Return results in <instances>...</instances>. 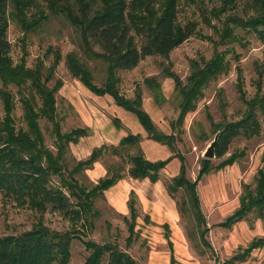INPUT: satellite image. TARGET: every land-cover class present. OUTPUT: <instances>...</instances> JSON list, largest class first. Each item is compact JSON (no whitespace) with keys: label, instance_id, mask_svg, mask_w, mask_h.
Returning <instances> with one entry per match:
<instances>
[{"label":"rangeland","instance_id":"rangeland-1","mask_svg":"<svg viewBox=\"0 0 264 264\" xmlns=\"http://www.w3.org/2000/svg\"><path fill=\"white\" fill-rule=\"evenodd\" d=\"M176 1L177 23L182 25L193 22L194 33L166 56L154 54L143 58L131 70L117 72V89L126 98L132 97L136 87L140 89L141 108L154 127L164 134L176 135L175 152L182 156L185 177L192 182L203 159L202 154L214 136L207 116L213 125L237 121L245 109L242 99L249 100L255 95H264V42L259 41L245 28L235 27L228 22H243L250 15V9L241 3L243 0L235 8L223 12L217 0ZM246 1L249 7L251 2ZM142 2V14L153 20L159 15L165 0ZM35 3L44 16L38 27L25 32L8 18V57L13 65L22 63L24 68L33 69L36 62H41L45 69L51 61L46 49L50 47L58 51L60 61L46 86L50 87L56 80L61 84L55 94L59 126L61 131L83 128L88 133L87 136L79 138L76 144L68 145L65 154L67 168L72 165L73 160L85 159L93 148L116 145L127 134L140 136L139 148L144 158L145 155H151L157 158L155 161H163L170 157L171 152L164 146L145 139V134L133 115L116 107L109 97L91 94L67 73L63 61L64 56L70 52L77 54L87 64L95 85H100L103 72L101 64L88 62L81 54L78 49V35L64 15L50 13L45 8L44 0H35ZM38 7L28 10V20L29 15L35 13ZM229 30H232L231 38L223 37L227 34L224 31ZM133 42L139 47L142 39L133 37ZM92 49L96 51L95 48ZM213 54L221 57L225 70L202 88L195 108L184 115L180 125L171 129V124L178 115L179 98L172 80L163 77L164 72L175 75L184 83L190 62H206ZM147 78H154L159 85L160 99L157 103L143 85V80ZM7 89L14 99L15 126L23 127L17 88L9 86ZM218 95L223 102V111L219 109L221 105ZM112 119L118 120V128L112 125ZM38 124L44 145L53 152L52 139L48 133L50 125L44 120H39ZM263 150L264 123L260 122L257 135L232 139L222 157L208 160L210 171L196 183L195 193L208 227L205 239L210 249L199 242L198 225L182 209L181 202L185 199L182 191H176L173 198L165 191L164 184L178 173L179 168L178 160L171 158L159 173L157 181L159 190L164 191V194L159 195L156 191L158 188L154 189L152 185L129 183L128 178H124L128 180L129 191L123 212L116 210L107 201L104 193L101 198L94 199L93 209L96 216L88 217L83 228H78L77 234L73 233L76 236L69 242L66 264H81L86 257L81 240H92L99 244L113 243L127 253L135 264H169V251L173 264H264V246L247 249L250 242L264 240V217L256 219L253 214H248L229 228L220 226L224 218L237 208L242 187L253 186ZM230 156L233 157L232 163L216 169ZM104 173L103 164L96 162L91 169L75 175V178L84 185L91 186ZM52 183L56 184L57 179L53 178ZM130 192L133 193L135 209L133 220L129 217L127 207ZM178 207L182 210L180 214ZM36 222H40L51 232L72 235L75 230L71 222L55 212L44 210L39 213L31 210L29 206H18L0 193V237L16 236L29 230ZM128 228L132 229L133 240L126 245V239L131 235ZM239 258L243 261H239Z\"/></svg>","mask_w":264,"mask_h":264},{"label":"trees","instance_id":"trees-1","mask_svg":"<svg viewBox=\"0 0 264 264\" xmlns=\"http://www.w3.org/2000/svg\"><path fill=\"white\" fill-rule=\"evenodd\" d=\"M222 12L233 9L240 0H217ZM45 8L52 14H63L65 20L78 35V49L88 62L99 63L102 67L100 85H95L92 72L87 64L73 52L64 56L67 73L95 96H107L121 110L133 115L145 134V139L164 146L171 156L150 162L143 157L139 148L140 136L127 134L116 145H100L93 148L83 160L72 162L67 168L65 154L69 144L77 143L79 138L88 135L86 129L73 128L61 131L55 106V94L61 86L56 80L50 87L53 71L60 61L58 51L48 47L46 53L51 56L47 68L36 62L33 69L24 68L23 64L13 65L8 57L9 45L6 41L8 18L25 32L38 27L43 19L35 0H0V193L18 206H29L31 210L42 213L44 210L55 212L73 224L72 235L51 232L40 222L29 230L16 236L0 237V264H66L68 261L69 242L73 233L88 222V217L96 216L93 202L101 198L103 192L123 178L132 180L147 179L154 183L159 173L171 158L179 162L178 173L164 184L168 196L173 198L181 190L185 199L181 202L187 217L198 225L199 242L210 246L205 239L208 232L199 209L195 193L196 183L210 171L209 161L202 159L195 179L190 182L185 177L183 158L175 152L177 137L157 130L148 115L141 108V91L135 88L132 97L126 98L117 89L116 73L133 69L145 57L159 54L166 56L171 50L187 40L195 30L193 22L177 23V1L165 0L159 15L153 20L142 14V0H44ZM241 2L250 15L243 22L228 21L235 27L245 28L261 42H264V0ZM38 7L35 13L27 17L31 8ZM228 30V28H225ZM223 37H231L232 30L224 31ZM133 37H141L137 47ZM92 48H95L94 51ZM225 70L221 57L215 54L206 62H190L189 73L181 83L175 75L164 72L163 77L170 78L179 102L178 115L171 129L180 125L184 115L195 108L200 92L210 80ZM258 73V72H257ZM144 87L150 92L155 103L160 99L159 85L154 78L143 80ZM17 88L20 104V121L23 127H16L13 117L14 99L7 87ZM241 94V93H240ZM242 98V95H241ZM245 109L237 121L213 125L207 116L213 134L219 133L214 147V158L222 157L227 146L236 137L250 138L258 134L260 122L264 123V95L243 100ZM218 102L223 111V102L218 95ZM44 120L50 125L51 148L44 145V139L38 121ZM115 128L119 127L116 119L111 120ZM233 156V155H232ZM230 156L216 169L230 164ZM106 157V158H104ZM101 162L105 173L91 186L79 182L75 175L92 168ZM57 183L53 184L52 179ZM128 214L135 218L133 193L127 201ZM179 208V207H178ZM177 208L180 214L182 210ZM253 214L256 219L264 217V150L260 157V168L256 172L253 186L244 185L238 198L237 208L220 223L223 228ZM79 228V229H78ZM131 234L126 245L133 240ZM134 235V234H133ZM87 253L81 264H135L134 260L113 243H96L81 240ZM264 246V240L250 242L247 249ZM234 259L237 257H233ZM231 260H233L231 258ZM239 261L243 259L239 258ZM173 264V260H170Z\"/></svg>","mask_w":264,"mask_h":264},{"label":"crops","instance_id":"crops-1","mask_svg":"<svg viewBox=\"0 0 264 264\" xmlns=\"http://www.w3.org/2000/svg\"><path fill=\"white\" fill-rule=\"evenodd\" d=\"M122 138V137H121ZM119 141V140H118ZM117 141V143H118ZM152 142V141H151ZM155 143V142H154ZM76 144V143H75ZM74 145V144H73ZM99 147V146H98ZM88 156V155H87ZM145 158L146 160L150 161V162H153L155 161L157 158L155 156H146L145 155ZM171 160V159H170ZM158 161V160H157ZM103 177V176H102ZM101 178V177H99ZM98 178V179H99ZM126 178V177H125ZM97 179V180H98ZM96 180V181H97ZM128 180L130 181L129 183H141L142 186H145L146 184H149V185H152L151 187L156 189L158 188L157 186V181L154 182V183H150L147 179H143V180H132V179H129ZM128 180H125L124 178L119 180L118 182H116L114 185H112L110 188H108L106 191H104V195L107 199V201L118 211H121L123 212L125 210V207H124V201H125V198H126V194L128 193L129 191V183L127 182ZM95 181V182H96ZM157 193L159 195L161 194H164V191H160L159 188L156 189ZM163 227H165L163 225ZM170 254H169V257H170V260L172 259L173 260V257H172V254H171V251H169ZM170 264V263H169Z\"/></svg>","mask_w":264,"mask_h":264},{"label":"water","instance_id":"water-1","mask_svg":"<svg viewBox=\"0 0 264 264\" xmlns=\"http://www.w3.org/2000/svg\"><path fill=\"white\" fill-rule=\"evenodd\" d=\"M219 133L216 132L211 140V142L208 144V146L205 148V151L202 154L203 159L209 160L214 158V147L216 144V140Z\"/></svg>","mask_w":264,"mask_h":264}]
</instances>
